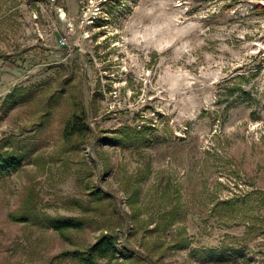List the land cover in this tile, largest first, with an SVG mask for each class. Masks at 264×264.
I'll use <instances>...</instances> for the list:
<instances>
[{"label":"rangeland","instance_id":"obj_1","mask_svg":"<svg viewBox=\"0 0 264 264\" xmlns=\"http://www.w3.org/2000/svg\"><path fill=\"white\" fill-rule=\"evenodd\" d=\"M0 153V264H264V0H0Z\"/></svg>","mask_w":264,"mask_h":264},{"label":"trees","instance_id":"obj_2","mask_svg":"<svg viewBox=\"0 0 264 264\" xmlns=\"http://www.w3.org/2000/svg\"><path fill=\"white\" fill-rule=\"evenodd\" d=\"M77 118L73 115L71 120L66 124L65 134L77 132ZM19 164V159L12 153H0V174L7 173ZM72 222L54 223L56 228L73 227ZM117 238L109 233L101 235L94 243L88 246L85 250L78 253V259L81 264H120L117 260L120 258L117 254ZM122 250H127L126 247H121ZM131 252V251H130ZM129 252V253H130ZM130 263L134 264L135 256L131 252L129 257Z\"/></svg>","mask_w":264,"mask_h":264}]
</instances>
